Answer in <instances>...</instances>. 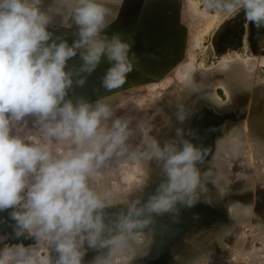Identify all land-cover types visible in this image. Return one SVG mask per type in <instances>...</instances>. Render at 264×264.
<instances>
[{
    "label": "clouds",
    "instance_id": "9594fccd",
    "mask_svg": "<svg viewBox=\"0 0 264 264\" xmlns=\"http://www.w3.org/2000/svg\"><path fill=\"white\" fill-rule=\"evenodd\" d=\"M123 2L0 0V212L11 210L17 239L37 241L0 247V264H85L90 251L88 264H131L159 218L195 207L214 182L205 150L182 128L161 139L120 114L123 105L76 93L102 64L108 93L135 70L132 44L109 31ZM206 7L264 26V0ZM177 109L183 123L188 113ZM114 161L154 163L158 178L143 168L134 185H109Z\"/></svg>",
    "mask_w": 264,
    "mask_h": 264
},
{
    "label": "bare ground",
    "instance_id": "6f19581e",
    "mask_svg": "<svg viewBox=\"0 0 264 264\" xmlns=\"http://www.w3.org/2000/svg\"><path fill=\"white\" fill-rule=\"evenodd\" d=\"M197 2L124 0L109 31L120 33L132 44L135 70L119 90L108 93L100 84L107 67L102 64L75 91L91 100L106 96L113 104L123 105L120 114H129L135 123L161 139L174 136L177 128H182L186 137L197 128L211 129L201 137V146L206 147V160L210 145L204 140L209 138L213 158L201 167L214 181L207 185L204 195L215 206L217 226L202 228L197 220L187 226L183 209L176 218L162 217L131 264H138L149 254H154L156 261L159 252L160 264H264V200L258 193L250 195L264 187V54H256L251 48L243 53L233 50L217 65H197L194 52L202 47L205 35L216 28L217 18L208 15L211 18L204 19L207 15L199 13ZM179 106L188 113L183 123L176 117ZM139 141V136L134 138V143ZM227 158L228 163L233 162L232 170L224 163ZM121 164L112 163L115 175L107 178V184L115 181L121 189L128 188L139 179L143 168L150 170L153 181L158 178L154 163ZM116 195L135 199L142 194L121 191ZM120 206L110 208L109 214L119 213L116 209ZM183 229H190L185 236ZM181 235V242L166 246L169 237L167 244ZM94 255L90 251L85 264Z\"/></svg>",
    "mask_w": 264,
    "mask_h": 264
},
{
    "label": "rangeland",
    "instance_id": "374dc122",
    "mask_svg": "<svg viewBox=\"0 0 264 264\" xmlns=\"http://www.w3.org/2000/svg\"><path fill=\"white\" fill-rule=\"evenodd\" d=\"M196 2H197V0H196ZM207 3H208V0H198L197 5L199 6L198 7L199 13L201 15H205V16L207 15L204 19L211 18V17L215 18V16H216L217 18L214 21L215 22L214 25H216V28L211 30L208 34L205 35V39L203 40L202 47L201 48L197 47V49L195 50L194 55H197L196 58H198V60L196 59L197 65H200V62L203 63L204 65H207V66L213 65V64L217 65L218 60L223 55H225L229 51H233V50H237V51H240L241 53H243L245 51H248V50L250 51L252 49V50H254V52L256 54H260V53L264 54V51L263 52L260 51V50L264 49V26L257 27L253 24L247 23L246 20L244 19L243 14L229 18L219 8L211 9V8L206 7ZM201 11H203V12H201ZM208 15L211 17H209ZM202 17H204V16H202ZM193 22H195V21H193ZM193 24H195V23H193ZM246 40H248V41H246ZM247 47H248V49L246 50ZM210 130L211 129H209L207 126L197 128V129L193 130V132L191 131L190 135L186 138L191 139L192 138L191 136H193V138H192L193 142L196 143L197 145L201 146V139L203 138L202 136H206L205 133H207V132L209 134ZM198 131H199V134H198ZM204 141H205V143L209 144L211 147V141L209 138H208V140L206 139ZM210 147L207 148L209 151V156L207 157L206 160H204L207 162L212 161L211 159L213 158V150H212L213 146L211 148ZM201 148L203 150H205L206 147L201 146ZM228 161H229V159L227 158V160L224 161V163H227V165L229 167L230 166L231 167L229 168L228 166H226V164H224V165L228 169L232 170V168H234L233 162L230 161L231 163L229 162L230 163L229 164ZM253 191H255V192H253ZM253 191H251V194H250L251 197L258 193L259 198L264 200V187L259 188L257 191L256 190H253ZM213 207H215V206L210 202V199L206 195H203L201 197L200 202H198L196 204L195 208H192L193 210L192 209H183V213L186 216V217H184V221L186 223L188 222V220L190 222H191V220H192V222H195L196 220H197L196 222H200V223L203 222L202 224H200V223L198 224V226H202V228H210L213 226H217L215 224L216 222H218L216 220L217 215H216V213H215L216 211L213 209ZM121 208L122 207L120 206L116 210L121 211ZM10 211L11 210H6L3 212H0V217L3 218L4 216L6 217L7 215H10ZM198 212L204 213L203 214L204 216L200 217ZM197 217H199V218L197 219ZM208 218L210 220H207L208 222H206L205 220ZM159 219L164 220L163 218H159ZM3 221H5V219H3ZM175 223L178 226L180 225L179 224L180 221H175ZM10 227H11V230H8L9 232L0 233V247L5 246V245H14V244H23L24 246L28 247V246H35L37 244V241L34 240L32 237L26 236V237H21V238L17 239L15 236V231H14V229H15L14 221H12V223L10 224ZM185 228L187 229V227H185ZM189 230L190 229H188L184 232V229H183L184 236L186 235V233H188ZM182 235L178 236L176 239H171L170 243H168L169 245L167 244V241H166V246L168 248H170L174 244L181 242L182 238L184 237V236L182 237ZM156 249H157V247H155L152 252H154V253L157 252ZM44 251L47 252L46 249ZM154 261H155L154 254H149L147 257H142L141 260H138V264H153Z\"/></svg>",
    "mask_w": 264,
    "mask_h": 264
},
{
    "label": "trees",
    "instance_id": "16d2710c",
    "mask_svg": "<svg viewBox=\"0 0 264 264\" xmlns=\"http://www.w3.org/2000/svg\"><path fill=\"white\" fill-rule=\"evenodd\" d=\"M5 219V221H3ZM12 223V220L10 218V215L4 216L3 218L0 217V233H6L9 232L8 230H11L10 224Z\"/></svg>",
    "mask_w": 264,
    "mask_h": 264
},
{
    "label": "water",
    "instance_id": "95a60500",
    "mask_svg": "<svg viewBox=\"0 0 264 264\" xmlns=\"http://www.w3.org/2000/svg\"><path fill=\"white\" fill-rule=\"evenodd\" d=\"M210 155H211V154H210ZM201 216H204V215L202 214V215H200V217H201ZM198 218H199V217H197V219H198ZM191 222H192V220H191ZM191 222L188 220L187 225L190 224ZM161 232H162V231H161ZM161 235H162V236H166V235H163V233H161ZM169 239H170V237L168 238V240H169ZM168 240H167V241H168ZM162 242H165V238H163ZM165 243H166V242H165ZM161 254H162V253H160V252L157 254V256H156V261L153 262L154 264H160V262L162 261V255H161Z\"/></svg>",
    "mask_w": 264,
    "mask_h": 264
}]
</instances>
